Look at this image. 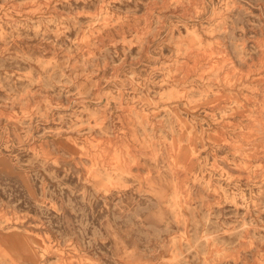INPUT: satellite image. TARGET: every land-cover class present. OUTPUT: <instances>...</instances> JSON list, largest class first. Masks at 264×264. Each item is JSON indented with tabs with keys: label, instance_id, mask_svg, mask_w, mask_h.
<instances>
[{
	"label": "rangeland",
	"instance_id": "374dc122",
	"mask_svg": "<svg viewBox=\"0 0 264 264\" xmlns=\"http://www.w3.org/2000/svg\"><path fill=\"white\" fill-rule=\"evenodd\" d=\"M0 264H264V0H0Z\"/></svg>",
	"mask_w": 264,
	"mask_h": 264
}]
</instances>
